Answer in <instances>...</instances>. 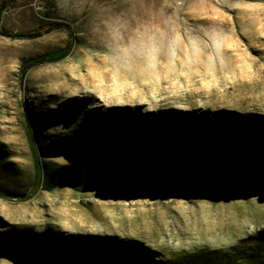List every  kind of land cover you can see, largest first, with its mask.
Instances as JSON below:
<instances>
[{"label":"rangeland","instance_id":"obj_1","mask_svg":"<svg viewBox=\"0 0 264 264\" xmlns=\"http://www.w3.org/2000/svg\"><path fill=\"white\" fill-rule=\"evenodd\" d=\"M2 4L0 264L74 249L51 235L109 236L148 256L87 264H260L248 256L264 232V146L241 156L204 134L191 147L167 121L264 122V0ZM55 21L71 26L70 52L21 77L22 60L69 41L44 31ZM146 124L169 136L147 140ZM27 131L43 167L35 191Z\"/></svg>","mask_w":264,"mask_h":264},{"label":"trees","instance_id":"obj_2","mask_svg":"<svg viewBox=\"0 0 264 264\" xmlns=\"http://www.w3.org/2000/svg\"><path fill=\"white\" fill-rule=\"evenodd\" d=\"M4 5L0 6V16ZM53 29H64L67 32L69 41L64 48L50 51L48 53L34 56L22 60L19 69L21 77L23 74L32 67L38 66L44 63H50L58 61L64 58L70 52L72 47L71 39L73 37V32L71 26L64 22H52L50 23L44 31H49ZM42 32L36 31L34 33L19 34V37L33 38L41 35ZM205 117L201 116H179L176 120V125L172 126V121H167L170 129L175 131V137L179 140H183L187 144L190 142L193 147L202 136L206 135L207 143L209 141L225 140L227 144H230L235 149L236 153L241 156H250L257 152L260 146H264V122L260 124L255 118H246L244 120L236 119L234 125H230V116L226 114H221L218 118L209 120L213 122V125L208 128L205 123ZM185 120V121H184ZM192 122V123H191ZM150 124H146L144 127V132H140L144 138L152 141L157 136L161 138H166L169 136L164 128L152 127L149 128ZM159 131V132H158ZM159 133V134H158ZM158 134V135H157ZM27 144L30 151V156L32 160L33 167V178L32 186L34 191L42 185L43 167L41 158L39 155V150L36 146L35 140L32 133L27 131ZM7 192L0 190V197H6ZM28 195H18L21 200L27 199ZM51 241L61 243L65 247L75 246L74 249L57 250L55 249V255L44 256L40 254L39 256L43 258L44 264H87L93 262L97 259H101L107 262L118 263L124 258H131L133 255L143 257L148 259L147 251L143 248H137L135 250L131 249L130 242L117 241L115 238L105 236H89L87 238L80 239L78 242H71L69 239H56L52 235L50 236ZM34 242L35 239H33ZM18 244L15 248L19 252H23L25 245ZM33 243L30 244L32 246ZM73 252V253H71ZM253 253L248 257L254 261L264 264V232L257 236V241L255 242Z\"/></svg>","mask_w":264,"mask_h":264},{"label":"bare ground","instance_id":"obj_3","mask_svg":"<svg viewBox=\"0 0 264 264\" xmlns=\"http://www.w3.org/2000/svg\"><path fill=\"white\" fill-rule=\"evenodd\" d=\"M96 20V19H95ZM101 23V22H100ZM66 90V89H65ZM86 97V96H85ZM101 108V107H100ZM151 108H149V110H150ZM185 121V120H184ZM192 123V122H191ZM152 124V123H151ZM53 128V127H52ZM95 132V131H94ZM159 132V131H158ZM124 133V132H123Z\"/></svg>","mask_w":264,"mask_h":264}]
</instances>
